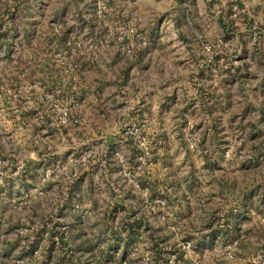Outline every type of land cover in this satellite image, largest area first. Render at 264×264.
Returning a JSON list of instances; mask_svg holds the SVG:
<instances>
[{
	"label": "rangeland",
	"instance_id": "rangeland-1",
	"mask_svg": "<svg viewBox=\"0 0 264 264\" xmlns=\"http://www.w3.org/2000/svg\"><path fill=\"white\" fill-rule=\"evenodd\" d=\"M0 171V264H264V0H0Z\"/></svg>",
	"mask_w": 264,
	"mask_h": 264
},
{
	"label": "built area",
	"instance_id": "built-area-1",
	"mask_svg": "<svg viewBox=\"0 0 264 264\" xmlns=\"http://www.w3.org/2000/svg\"><path fill=\"white\" fill-rule=\"evenodd\" d=\"M73 122H78V119H74ZM195 147V144H191V148H194ZM78 175V172H74L73 176L76 177ZM3 179H4V172L3 171H0V182H3Z\"/></svg>",
	"mask_w": 264,
	"mask_h": 264
},
{
	"label": "crops",
	"instance_id": "crops-1",
	"mask_svg": "<svg viewBox=\"0 0 264 264\" xmlns=\"http://www.w3.org/2000/svg\"><path fill=\"white\" fill-rule=\"evenodd\" d=\"M81 71H82V70H81ZM157 131H159V129H158Z\"/></svg>",
	"mask_w": 264,
	"mask_h": 264
}]
</instances>
